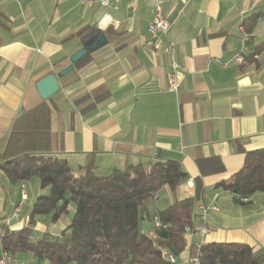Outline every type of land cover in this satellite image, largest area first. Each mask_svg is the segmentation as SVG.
I'll return each mask as SVG.
<instances>
[{
    "label": "crops",
    "instance_id": "1",
    "mask_svg": "<svg viewBox=\"0 0 264 264\" xmlns=\"http://www.w3.org/2000/svg\"><path fill=\"white\" fill-rule=\"evenodd\" d=\"M160 1L174 25L167 35L152 36L156 0H123L117 9L100 0H0V148L23 113L46 104L52 111L50 153L68 160L76 173L90 161L102 176L127 165L178 161L189 179L174 193L164 187L166 202L157 211L195 198L201 178L196 211H219L209 210L204 239L185 234L183 264H192L191 249L202 240L264 250V194L244 206L219 188L243 168L245 152L264 148V0ZM85 27L102 30L107 44L76 68L71 57L83 48L76 34ZM238 54L243 62L235 60ZM173 62L181 67L177 94L168 84ZM50 74L60 90L45 101L37 85ZM213 158L224 171L202 176L198 161ZM9 185L0 171V225L20 230L46 190L35 180L14 185L19 199L8 204ZM145 221L151 229L142 232L154 237L153 222ZM19 258L36 264L31 255Z\"/></svg>",
    "mask_w": 264,
    "mask_h": 264
},
{
    "label": "trees",
    "instance_id": "2",
    "mask_svg": "<svg viewBox=\"0 0 264 264\" xmlns=\"http://www.w3.org/2000/svg\"><path fill=\"white\" fill-rule=\"evenodd\" d=\"M97 33L103 31L85 27L76 35L84 43ZM90 54L73 66L88 64ZM51 117L46 104L23 113L0 148V171L12 185L35 180L40 190H46L35 198L26 227L11 230L0 225L4 249L18 257L31 255L36 264H178L177 258L187 248L185 227L194 225L201 178L196 181L195 198L175 201L152 213L150 204L164 187L174 193L188 181L178 161L127 165L107 176L98 174L90 161L76 173L68 160L50 153ZM245 153L243 168L219 188L247 206L243 198L250 201L264 194V148ZM198 167L202 176L224 171L217 158L199 160ZM70 213V223L59 235L46 232L34 237L38 219L57 224ZM155 215L168 226L166 239L159 236L160 231L154 237L142 232L141 222L152 221ZM200 250L201 264H264V250L255 251L247 244L209 243ZM165 251L173 254L175 262L166 258ZM196 253L197 248H192L191 255Z\"/></svg>",
    "mask_w": 264,
    "mask_h": 264
},
{
    "label": "built area",
    "instance_id": "3",
    "mask_svg": "<svg viewBox=\"0 0 264 264\" xmlns=\"http://www.w3.org/2000/svg\"><path fill=\"white\" fill-rule=\"evenodd\" d=\"M123 0H100V3L103 7L109 8L112 6V2L115 4L114 8L117 9V5L120 4ZM132 10L135 11V6L133 5ZM173 23L169 22L165 19L163 15V8L161 5L160 0H156L155 5V11H154V18L152 22L149 24L148 31L152 36H157L159 34L167 35L173 28ZM248 38H245V41H247ZM169 51L171 55L174 54L175 49L173 45L171 44ZM255 58H258L256 55ZM236 61L243 62V56L241 54H238L235 58ZM181 67L173 62L172 63V72L168 79L169 84V90L174 93H178L181 87ZM22 201H26L28 196L24 192L25 186L22 185ZM157 199V197L155 198ZM243 203L249 202V199L243 198L241 200ZM22 209V203H20L17 207L15 212L19 213ZM200 212H197L196 209L194 210V222L198 221L200 225L198 227H195V224L193 226H187L185 227V234H194L199 235L203 239L207 236L209 233V228L207 226V219H208V212L209 210L213 211H219V208L216 206H213L212 208H207L205 206H202L199 208ZM153 226L155 230L157 231H166L168 226L163 224L160 220V217L158 215H155L153 220ZM206 245L205 241L202 240V244L197 248V253L195 255H192L190 257V262L192 264H201V258H202V252L201 247ZM164 255L166 258H168L171 262H175V257L171 252L165 251ZM0 264H31L30 262L23 260L19 258L18 256L12 254L11 252L4 249V247L0 244Z\"/></svg>",
    "mask_w": 264,
    "mask_h": 264
},
{
    "label": "water",
    "instance_id": "4",
    "mask_svg": "<svg viewBox=\"0 0 264 264\" xmlns=\"http://www.w3.org/2000/svg\"><path fill=\"white\" fill-rule=\"evenodd\" d=\"M106 44H107V39L104 34L97 33L93 35L83 43V48L71 57V63L73 65L76 64L78 61L84 58L89 52L91 53L96 52L98 49L102 48ZM73 69L74 67L71 66L70 68L61 72L60 75L65 76L68 73H70ZM37 89L39 91L41 98L46 101L59 92L60 85L57 77L54 74H50L38 83ZM159 236L165 239L167 238V234L165 231H160Z\"/></svg>",
    "mask_w": 264,
    "mask_h": 264
},
{
    "label": "rangeland",
    "instance_id": "5",
    "mask_svg": "<svg viewBox=\"0 0 264 264\" xmlns=\"http://www.w3.org/2000/svg\"><path fill=\"white\" fill-rule=\"evenodd\" d=\"M9 189V200L8 203L9 204V201H16L19 199V193L17 192V188L14 186V185H9L8 186ZM166 191H163L161 190L159 192V195H157V197L159 198V200H153L150 204V210L152 213L156 212L158 209H162L163 205H164V202H166V193H164ZM28 193L30 194L31 193V190L29 189L28 190ZM6 204L7 206L5 207V213H7L6 215L9 214V205ZM30 202H28L27 205H29ZM1 205H3V202L1 203L0 202V210H1ZM24 209V208H23ZM19 215H22V214H19ZM71 217H72V213H70L68 216L62 218L56 225L57 229H60L62 226H67L69 223H70V220H71ZM3 220L0 219V223L2 222ZM46 219H38V223L39 225H43L45 226V228L49 229L47 232L52 234V235H55L57 231H60V230H55L52 228L51 224L49 221H47L48 223H46ZM148 222V221H147ZM51 228L53 229L52 232H51ZM141 229H143L145 232H148L151 227H150V224L149 223H146V221H142L141 222ZM45 233L44 230H41L39 227H37V225L34 227V237H40L42 236L43 234ZM57 236V234L55 235ZM178 260V264H183V258L181 256H179L177 258ZM42 264H46V262H43Z\"/></svg>",
    "mask_w": 264,
    "mask_h": 264
}]
</instances>
